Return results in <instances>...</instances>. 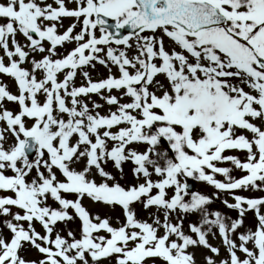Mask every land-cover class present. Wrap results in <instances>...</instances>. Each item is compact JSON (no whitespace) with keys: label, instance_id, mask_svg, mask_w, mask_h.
I'll return each mask as SVG.
<instances>
[{"label":"snow or ice","instance_id":"snow-or-ice-1","mask_svg":"<svg viewBox=\"0 0 264 264\" xmlns=\"http://www.w3.org/2000/svg\"><path fill=\"white\" fill-rule=\"evenodd\" d=\"M0 264H264V0H0Z\"/></svg>","mask_w":264,"mask_h":264}]
</instances>
